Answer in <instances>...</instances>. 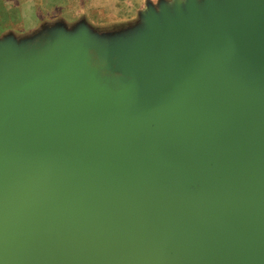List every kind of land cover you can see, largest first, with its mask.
<instances>
[{
    "label": "water",
    "instance_id": "95a60500",
    "mask_svg": "<svg viewBox=\"0 0 264 264\" xmlns=\"http://www.w3.org/2000/svg\"><path fill=\"white\" fill-rule=\"evenodd\" d=\"M114 38L0 41V264H264V0Z\"/></svg>",
    "mask_w": 264,
    "mask_h": 264
},
{
    "label": "crops",
    "instance_id": "0c3cea01",
    "mask_svg": "<svg viewBox=\"0 0 264 264\" xmlns=\"http://www.w3.org/2000/svg\"><path fill=\"white\" fill-rule=\"evenodd\" d=\"M140 0H0V38L7 33H13L14 24L19 30H29L38 20H43L44 14L52 13L53 19L58 21H79L86 26L97 29L95 23L106 12L129 11L127 5L138 4ZM170 0H157L156 4ZM155 4V5H156ZM146 5H153L151 0L144 1ZM114 8V9H113ZM113 9V10H112ZM143 10V9H142ZM138 11L137 16L141 11ZM106 11V12H105ZM129 13V12H127ZM131 13V12H130Z\"/></svg>",
    "mask_w": 264,
    "mask_h": 264
},
{
    "label": "rangeland",
    "instance_id": "374dc122",
    "mask_svg": "<svg viewBox=\"0 0 264 264\" xmlns=\"http://www.w3.org/2000/svg\"><path fill=\"white\" fill-rule=\"evenodd\" d=\"M144 1L145 0H140L138 4L127 5L129 7V11L126 12L119 11L123 9L122 7L116 8V10H113V8V13L105 11V15L100 17L101 19L95 23V26L97 28L96 30L89 26H86L84 22H79L77 20L64 22L55 20L53 19L52 13H50L47 16L46 14H44L45 18L43 20H38V22L34 24V26L26 31L19 30V28H17L14 24L13 33H7L5 36L0 38V41L11 40L13 41L15 46H22L25 44V42L36 40L41 33L50 31L53 28H60L66 33H71L72 31L77 29L79 25H84L88 29L89 34L99 40L106 38L115 39L114 37L125 36L134 32L136 27L140 24L142 15L147 11V9L152 8L156 13H158L159 7L162 5L168 7L172 6L175 1H180L183 3L185 0H170L169 2H161L159 4H156L157 0H151L153 5H146L145 7ZM200 1L202 0H199V2ZM140 10L142 11L140 15L137 16L138 11Z\"/></svg>",
    "mask_w": 264,
    "mask_h": 264
}]
</instances>
